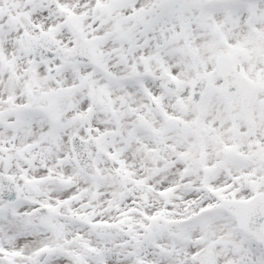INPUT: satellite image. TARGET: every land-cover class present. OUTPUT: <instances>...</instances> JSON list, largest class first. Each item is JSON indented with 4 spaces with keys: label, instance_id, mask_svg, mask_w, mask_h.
Returning <instances> with one entry per match:
<instances>
[{
    "label": "snow or ice",
    "instance_id": "6c2138e0",
    "mask_svg": "<svg viewBox=\"0 0 264 264\" xmlns=\"http://www.w3.org/2000/svg\"><path fill=\"white\" fill-rule=\"evenodd\" d=\"M0 264H264V0H0Z\"/></svg>",
    "mask_w": 264,
    "mask_h": 264
}]
</instances>
